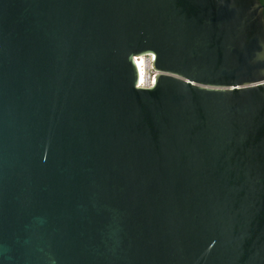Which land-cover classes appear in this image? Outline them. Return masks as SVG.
Masks as SVG:
<instances>
[{
	"label": "water",
	"instance_id": "water-1",
	"mask_svg": "<svg viewBox=\"0 0 264 264\" xmlns=\"http://www.w3.org/2000/svg\"><path fill=\"white\" fill-rule=\"evenodd\" d=\"M0 264H264V5L0 0Z\"/></svg>",
	"mask_w": 264,
	"mask_h": 264
},
{
	"label": "built area",
	"instance_id": "built-area-1",
	"mask_svg": "<svg viewBox=\"0 0 264 264\" xmlns=\"http://www.w3.org/2000/svg\"><path fill=\"white\" fill-rule=\"evenodd\" d=\"M138 56H134L133 59H136ZM144 59V67H143V75L144 78L141 82H137V86L139 87H149L152 84V76L154 74V70L151 67V56L144 55L142 56Z\"/></svg>",
	"mask_w": 264,
	"mask_h": 264
},
{
	"label": "bare ground",
	"instance_id": "bare-ground-1",
	"mask_svg": "<svg viewBox=\"0 0 264 264\" xmlns=\"http://www.w3.org/2000/svg\"><path fill=\"white\" fill-rule=\"evenodd\" d=\"M134 62L138 72V82H141L144 78L143 75L144 59L142 56H138L136 57V59H134Z\"/></svg>",
	"mask_w": 264,
	"mask_h": 264
},
{
	"label": "trees",
	"instance_id": "trees-1",
	"mask_svg": "<svg viewBox=\"0 0 264 264\" xmlns=\"http://www.w3.org/2000/svg\"><path fill=\"white\" fill-rule=\"evenodd\" d=\"M262 5H264V0H259Z\"/></svg>",
	"mask_w": 264,
	"mask_h": 264
}]
</instances>
